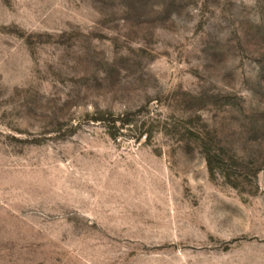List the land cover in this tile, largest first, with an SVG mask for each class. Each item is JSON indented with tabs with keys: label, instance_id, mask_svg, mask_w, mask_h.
<instances>
[{
	"label": "rangeland",
	"instance_id": "374dc122",
	"mask_svg": "<svg viewBox=\"0 0 264 264\" xmlns=\"http://www.w3.org/2000/svg\"><path fill=\"white\" fill-rule=\"evenodd\" d=\"M0 264H264V0H0Z\"/></svg>",
	"mask_w": 264,
	"mask_h": 264
}]
</instances>
